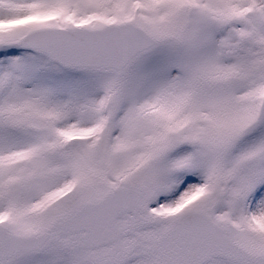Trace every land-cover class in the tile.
<instances>
[{"label":"snow or ice","instance_id":"1","mask_svg":"<svg viewBox=\"0 0 264 264\" xmlns=\"http://www.w3.org/2000/svg\"><path fill=\"white\" fill-rule=\"evenodd\" d=\"M0 264H264V0H0Z\"/></svg>","mask_w":264,"mask_h":264}]
</instances>
